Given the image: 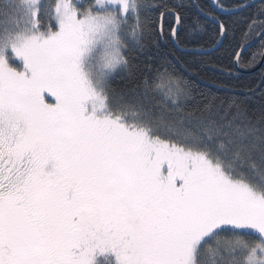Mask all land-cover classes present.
Here are the masks:
<instances>
[{
	"label": "snow or ice",
	"instance_id": "6c2138e0",
	"mask_svg": "<svg viewBox=\"0 0 264 264\" xmlns=\"http://www.w3.org/2000/svg\"><path fill=\"white\" fill-rule=\"evenodd\" d=\"M0 264H264V0H0Z\"/></svg>",
	"mask_w": 264,
	"mask_h": 264
},
{
	"label": "trees",
	"instance_id": "16d2710c",
	"mask_svg": "<svg viewBox=\"0 0 264 264\" xmlns=\"http://www.w3.org/2000/svg\"><path fill=\"white\" fill-rule=\"evenodd\" d=\"M124 85L122 83H117V87H123ZM130 86V85H129Z\"/></svg>",
	"mask_w": 264,
	"mask_h": 264
}]
</instances>
